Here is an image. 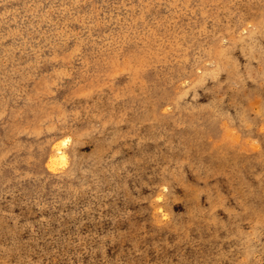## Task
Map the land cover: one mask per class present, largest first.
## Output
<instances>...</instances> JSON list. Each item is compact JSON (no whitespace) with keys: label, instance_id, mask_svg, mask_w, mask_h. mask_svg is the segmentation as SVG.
<instances>
[{"label":"rangeland","instance_id":"374dc122","mask_svg":"<svg viewBox=\"0 0 264 264\" xmlns=\"http://www.w3.org/2000/svg\"><path fill=\"white\" fill-rule=\"evenodd\" d=\"M0 2V264H264V0Z\"/></svg>","mask_w":264,"mask_h":264},{"label":"bare ground","instance_id":"6f19581e","mask_svg":"<svg viewBox=\"0 0 264 264\" xmlns=\"http://www.w3.org/2000/svg\"><path fill=\"white\" fill-rule=\"evenodd\" d=\"M1 3V2H0ZM16 8V7H15ZM10 9V8H9ZM14 9V8H13ZM12 10V9H11ZM13 11V10H12ZM7 12H8V10H7ZM22 21V20H21ZM28 22V21H27ZM8 23V22H7ZM23 25V24H22ZM24 27V26H23ZM25 29V28H24ZM7 30V29H6ZM13 35V34H12ZM12 37V36H11ZM145 57H146V55H145ZM133 59V58H132ZM127 60V59H126ZM112 61V60H111ZM141 61V60H140ZM122 63V62H121ZM134 63V62H133ZM126 64V63H125ZM137 69V68H136ZM135 70V69H134ZM132 72V71H131ZM133 77H135V76H133ZM61 138V137H60ZM58 141H59V139H58ZM68 141H67V139H63L62 141H61V143L60 144H58L57 143V147L54 149V151H53V154H52V156H50L51 157V164H50V167L51 168H54V167H56V162L59 160H61V161H65V162H67L66 160H67V156H66V152H65V147L66 146H68ZM56 146V145H55ZM54 146V147H55ZM53 149V148H52ZM77 153V152H76ZM49 155H51V154H49ZM49 157V156H48ZM60 161V163H62ZM55 163V164H54ZM59 163V162H58ZM59 163V164H60ZM76 163H77V161H76ZM63 164V163H62ZM55 165V166H54ZM58 165V164H57ZM57 168L58 167H56L55 169L57 170ZM56 170H54L53 169V171H56Z\"/></svg>","mask_w":264,"mask_h":264}]
</instances>
